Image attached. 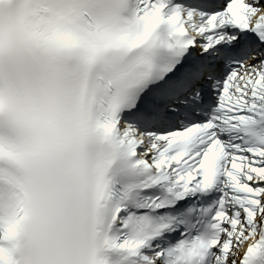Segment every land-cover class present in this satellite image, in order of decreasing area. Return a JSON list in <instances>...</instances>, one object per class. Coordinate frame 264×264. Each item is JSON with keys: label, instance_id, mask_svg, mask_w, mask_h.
<instances>
[{"label": "snow or ice", "instance_id": "1", "mask_svg": "<svg viewBox=\"0 0 264 264\" xmlns=\"http://www.w3.org/2000/svg\"><path fill=\"white\" fill-rule=\"evenodd\" d=\"M0 264H264V0H0Z\"/></svg>", "mask_w": 264, "mask_h": 264}]
</instances>
